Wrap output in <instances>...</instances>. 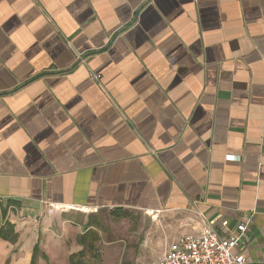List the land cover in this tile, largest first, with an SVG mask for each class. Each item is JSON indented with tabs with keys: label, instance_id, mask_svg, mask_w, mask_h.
<instances>
[{
	"label": "crops",
	"instance_id": "0c3cea01",
	"mask_svg": "<svg viewBox=\"0 0 264 264\" xmlns=\"http://www.w3.org/2000/svg\"><path fill=\"white\" fill-rule=\"evenodd\" d=\"M1 210L0 264L97 250L101 212L160 220L154 262L246 223L264 264V0H0Z\"/></svg>",
	"mask_w": 264,
	"mask_h": 264
},
{
	"label": "rangeland",
	"instance_id": "374dc122",
	"mask_svg": "<svg viewBox=\"0 0 264 264\" xmlns=\"http://www.w3.org/2000/svg\"><path fill=\"white\" fill-rule=\"evenodd\" d=\"M100 217L102 227L98 232L102 239L97 243L96 256L87 254L84 264L155 263L161 251L158 245L166 240L160 220H153L156 218L154 215L147 219V216L143 218L134 214L133 220L116 222L106 212H101Z\"/></svg>",
	"mask_w": 264,
	"mask_h": 264
},
{
	"label": "built area",
	"instance_id": "2783aa9c",
	"mask_svg": "<svg viewBox=\"0 0 264 264\" xmlns=\"http://www.w3.org/2000/svg\"><path fill=\"white\" fill-rule=\"evenodd\" d=\"M92 78L100 81L101 76L92 75ZM56 208L69 209L64 206ZM79 210L89 212L86 208ZM202 218L205 227L199 236L178 237L168 252L154 264H246L244 256L237 249L244 241L248 225L242 223L235 232L225 236L204 216ZM228 224V221H223L221 227L226 228Z\"/></svg>",
	"mask_w": 264,
	"mask_h": 264
},
{
	"label": "trees",
	"instance_id": "16d2710c",
	"mask_svg": "<svg viewBox=\"0 0 264 264\" xmlns=\"http://www.w3.org/2000/svg\"><path fill=\"white\" fill-rule=\"evenodd\" d=\"M0 215L3 219L6 218V212L4 213L2 210L0 211ZM117 217L123 218L127 217V215L122 214ZM6 226L5 229H3ZM5 226L0 229V238L6 241L15 242L17 240V236L14 231V226L9 223H5ZM80 244L83 247V250L77 254H74L70 257L69 264H84V259L87 257V254H91V256H96V242L98 241V236L95 232L90 231L86 235L82 236L80 239ZM38 248H36V254H34L35 258L38 255ZM34 262V261H33ZM35 264V262L33 263Z\"/></svg>",
	"mask_w": 264,
	"mask_h": 264
}]
</instances>
